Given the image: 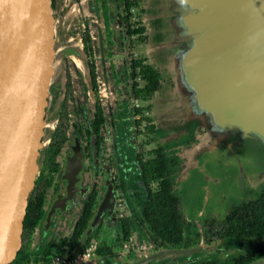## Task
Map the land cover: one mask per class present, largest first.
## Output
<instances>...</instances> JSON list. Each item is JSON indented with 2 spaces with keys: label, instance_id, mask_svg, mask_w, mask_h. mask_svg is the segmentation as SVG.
I'll list each match as a JSON object with an SVG mask.
<instances>
[{
  "label": "water",
  "instance_id": "water-1",
  "mask_svg": "<svg viewBox=\"0 0 264 264\" xmlns=\"http://www.w3.org/2000/svg\"><path fill=\"white\" fill-rule=\"evenodd\" d=\"M159 1L160 45L167 53L166 66L182 92L191 87V93L205 97V112H212L216 121L218 111L226 120L254 126L249 110L264 115V104L256 91L238 90L235 84L228 87V77L233 76L227 68L255 61L256 51L252 48H260L257 37L259 33L264 35V24L249 27L252 29L247 33L242 27L248 24L249 14L258 11L259 0ZM260 5L264 6V0ZM227 8L231 9L234 21L229 28L222 14ZM59 24L57 0H0V264H12L22 248L47 141L50 100L59 60L71 55L85 57L83 51L68 44L66 36L60 37ZM227 51L233 53L231 58L225 56ZM170 95L175 99L173 92ZM170 111L177 114L172 110V102ZM205 118H184L177 128L182 132L196 131L198 127L204 130L209 122L206 115ZM79 159L76 155L67 166L71 190ZM243 180L241 174L242 187ZM199 249L159 250L123 264H146L167 254H189Z\"/></svg>",
  "mask_w": 264,
  "mask_h": 264
},
{
  "label": "flooded vegetation",
  "instance_id": "flooded-vegetation-1",
  "mask_svg": "<svg viewBox=\"0 0 264 264\" xmlns=\"http://www.w3.org/2000/svg\"><path fill=\"white\" fill-rule=\"evenodd\" d=\"M92 1V9L95 13V18L97 19L96 22H98L96 26L97 34L96 36L91 35L88 23L84 22L85 29L82 34V48H76L83 51L85 57L83 58L78 55L75 56L81 58L89 73L92 90L96 93L98 92L99 95L96 96V98H98L95 101V109L91 117L85 116L83 123L80 125L78 121L65 124L64 128H62L61 125H58L49 137V142L42 158L44 168H42V170L40 169L41 172L37 179L38 181L41 178L39 191L43 193V216L34 231L38 226L44 224L48 217L52 218L54 211L59 213L65 212L69 204L73 205L76 209L77 223V219L82 211L84 199L93 189H96L98 197L93 209V216L90 220L91 230H88L84 237L91 236L90 240L97 239L100 245V242L104 238L107 240L112 237V241H114L117 236H120L121 231L118 230V222L120 219L129 218L134 223V229L131 234L128 235L127 238L121 240L120 246H117L114 250L112 249L111 253L105 254L107 257H104L105 259L103 258L104 263L105 261L107 262L110 260V258H115L118 260L119 264H123V261L128 262L127 259L129 256L132 257L131 253L133 252L131 250L124 251L122 249V244L130 237L136 243L153 242L155 244V247L152 250H149L145 254H141L142 258L159 250L186 249L163 246L158 247L156 246V243L147 236L142 237V234L140 235L135 217V213L138 211V206L134 199V189H136L134 187L135 185H138L139 193L141 195L143 194L144 188H142V180L138 178L141 174L139 166L140 159L152 158L155 156V149L163 148L166 155L169 157L171 164H173L177 161V152L180 147L191 142L194 133L193 131L187 130V133L183 137L176 141H171L168 137L173 130L169 128H173V126L168 128L166 125H156L154 123L153 115H149L151 107L149 105L142 106V101L153 100L154 102L155 99L163 98V94L157 97L163 86V76L153 63L148 62L147 58L142 57V53L138 50V46L147 40V37H145L146 35H144L146 26L143 25L142 22L136 21L137 19L134 18L133 15L134 9L140 8L142 12L141 0H134L136 1V5L132 6L129 11H127L125 0ZM154 1L152 0V2ZM155 6L154 7L157 8V2ZM155 8V12H152V8L150 11L153 13L152 16L154 17L157 15L155 14ZM154 19L157 20L159 26L155 29L153 42H159L162 34L160 29V18H151V20ZM142 27L144 28L143 31L131 32L133 29H140ZM86 43L91 46V54L86 53L84 50ZM134 60L153 65L161 74L160 88L148 98L143 99L141 96H137L134 92V88L142 89L146 84V81L142 78L140 73V66L136 67V75H133L132 64ZM92 64L95 66V86L92 83L90 73ZM99 73L103 77V82L100 84L97 83ZM79 83L83 96L81 106L88 112V93L84 91L83 85L80 81ZM169 83L172 84L171 79H169ZM98 105L103 109L104 122L95 132L93 131L92 125L95 120ZM159 108L160 105L158 106V109ZM150 112L152 113V111ZM151 131L154 133L156 132V135H158L159 138H163L161 144L154 147L150 153L142 154L139 151H135V147H138V144H136L138 143L137 135L141 133L142 135H149ZM56 134L58 136L63 135L64 140L62 141L59 150L54 154L48 151V147L53 136ZM128 151L130 153L133 152L134 156L132 157L131 155H128ZM61 153L64 154L62 162L61 159H59ZM76 155L80 156V167L74 174V181L72 183L73 187L71 190L68 178L66 177L67 166L69 161ZM172 169L173 190L178 196L177 190L174 186L175 169L173 167ZM105 171H110V174L107 175V172ZM86 180L90 181L88 182ZM87 182L89 183V186L87 185ZM37 185L38 184H36L34 195L36 193ZM157 186V180H152L149 183L151 189L155 190ZM106 196L107 200H105ZM52 204L55 206L53 209L50 208ZM102 205L103 207L100 213L97 214ZM235 206L237 205L232 206L226 212L224 217L230 213ZM183 217L186 227H188L190 232V241H196L195 244L188 248L200 249L189 254H167L150 260L146 264H169L174 261H180L179 264H201L206 261H215V264H217V256L220 257L223 253H230V261L235 264L232 260V255L239 250L232 245L223 242V239H220L217 235L219 228L224 222V217H209L202 221L195 220V222H192V220L184 215ZM92 221H94L93 226H91ZM103 227H106L107 229L102 231L101 229ZM52 239L55 238L53 237ZM112 241L108 242L113 243ZM263 241L264 237L262 240H257L255 246L261 247L259 245H263ZM201 243L206 244L211 247V249H207L208 247L204 248L201 246ZM262 248L264 249V247ZM211 256H213V258ZM262 258H264V253L258 258H253L248 264H255Z\"/></svg>",
  "mask_w": 264,
  "mask_h": 264
},
{
  "label": "rangeland",
  "instance_id": "rangeland-1",
  "mask_svg": "<svg viewBox=\"0 0 264 264\" xmlns=\"http://www.w3.org/2000/svg\"><path fill=\"white\" fill-rule=\"evenodd\" d=\"M217 1L222 2L223 0ZM261 1L259 0L258 11L249 14L248 24L242 27L243 32L245 31L244 33L252 29L249 27L264 24V6L260 5ZM154 2L152 0H141L142 12L140 8L134 9L133 15L137 19L136 21H140L146 26L144 35H146L147 40L145 39L146 41L142 42L141 53L142 57L153 63L163 76V86L161 92L157 95L159 97L163 94V98L155 99L154 102L153 100L142 101V106L149 105L151 107L149 110V115L151 116L157 110L163 113L164 109L166 110V108L170 107V102H172V110H175L177 114H170L169 118L171 121L177 120V122L184 121V118H201L203 120L206 119L205 115L207 116L209 121L207 126L204 121L206 128L203 130L198 127L196 131H193V140L182 145L177 152V161L172 164L175 169L174 186L179 196L180 210L192 222H195V220L202 221L209 217L222 218L232 206L256 197L264 187V115L256 110H249L251 113L250 118L255 124L252 127H248L245 122H233V119L226 120L223 116L220 117L218 111H216V121L211 116L212 112H205L208 108L205 105L208 102L205 97H201L196 92L195 94L191 93L192 88L188 85L186 87L189 88L186 89L185 93L182 92L176 78L172 77L166 66L167 53L165 48L160 45L161 41L153 42L155 29L159 25L157 20H151V18L159 17V10H161L160 1L155 0ZM156 2L157 8H155ZM92 6V0H57V7L60 12V37L63 39L66 36L69 45L82 48L84 22L88 23L91 35L96 36L98 22H96L97 19ZM154 8L156 9L155 14H157L155 17L152 16V12H155ZM151 10L152 12H150ZM222 14L224 15L225 26L228 28L233 26L232 22L234 21L231 18L233 15L231 9L223 10ZM161 28L162 22L160 19ZM240 29L238 28V30ZM243 37L250 38L249 35L246 36L245 34H243ZM257 38L261 49L252 48V50L256 51L253 54V61H255L253 64L250 62L248 65L244 63L237 64L233 69L231 66V69L227 68V72L230 71L229 73L233 76L232 79L228 77L227 86H234L235 84L238 90L245 92L256 91L260 98L258 100L264 104V101H262L264 99V35L259 33ZM62 45L65 46L63 42ZM146 50L148 52H145ZM211 55L215 56L213 53ZM223 55L224 53H221L220 57ZM225 56L231 58L233 53L227 51ZM59 61V68L54 78L48 134L44 151L55 127L61 125L64 128L65 124L75 121H78L80 125L83 123L85 116H92L95 109V101L98 98L96 96L99 95L98 92L96 93L92 90L89 73L80 57L67 56L64 61ZM211 75L213 76V74ZM169 79H171L172 84L169 83ZM79 81L82 83L84 91L88 93L89 113L81 106L83 96ZM102 82L103 77L99 73L97 83L100 84ZM170 92L174 93L175 99L171 97ZM159 105L160 108L158 109ZM177 126H173L175 130L168 137L171 141H176L187 133V130L182 132ZM137 136L138 143L136 144H138V147H135V151H139L142 154L150 153L154 147L159 146L163 141V138H159L156 132L154 133L153 131L149 135H142L141 133ZM128 155L133 157L134 153L128 151ZM63 157L64 154L61 153L59 156L61 162ZM41 164L42 170L44 162ZM105 172H107V175L110 174V171ZM241 174L244 178L243 187L240 183ZM86 181L89 182L90 180ZM88 182L87 185L89 186ZM54 207L53 204L50 206L52 209ZM76 228V209L69 204L65 212L54 211L52 218L48 217L44 224L37 227V232L30 237L26 244V251L39 252L38 244L41 240L48 241L53 237L58 239L62 236H72ZM105 229L107 228L103 227L101 230L105 231ZM201 246L211 249L204 243H201ZM259 246L264 247V244ZM131 256L132 260L142 258L141 253L138 252L131 253ZM211 257L213 258V256ZM217 258V264H233L230 261V253H223ZM179 262L174 261L169 264H179ZM105 264L109 263L106 262ZM255 264H264V258Z\"/></svg>",
  "mask_w": 264,
  "mask_h": 264
},
{
  "label": "trees",
  "instance_id": "trees-1",
  "mask_svg": "<svg viewBox=\"0 0 264 264\" xmlns=\"http://www.w3.org/2000/svg\"><path fill=\"white\" fill-rule=\"evenodd\" d=\"M125 1L127 11L136 5V1L134 0ZM141 30L143 31L144 28L133 29L131 32L134 33ZM84 50L88 54L92 52L91 46L87 43ZM137 66L141 67L140 73L146 84L142 89L134 88V92L143 99L148 98L160 88L161 74L153 65L134 60L132 64L134 76L136 75L135 69ZM94 68L95 66L92 64L90 73L92 83L95 86L96 75ZM103 122V109L98 105L92 125L93 131L96 132ZM63 140V135H54L48 151L55 154L59 150ZM154 153V157L140 159L139 161L141 174L138 178L142 180V188L144 190L141 195L138 185L134 187L136 188L134 189V199L138 206V211L135 213L138 230L140 231V235L142 234V237L147 236L158 247H191L196 241H190V232L188 227H186L179 207V198L173 190L172 164L163 148L155 149ZM152 180L158 181V186L155 190L149 187V183ZM39 183H41V178L37 181L38 185L31 206V212L25 223L24 244H22L21 251L12 264H41L51 251L54 250L58 253L73 252L79 246L88 243L91 238V236H84L88 230H91L90 220L93 216V209L98 197L96 189H93L84 199L81 214L77 219V228L72 236H64L58 240H48L40 246L41 251L34 254V256H30L27 253L26 244L43 216V193L39 191ZM223 221L217 235L220 239H223V242L239 250L232 255V260L235 264H248L253 258L260 257L264 249L255 245L257 240H262L264 237V187L256 197L233 207L230 213L223 218ZM133 229L134 223L131 219H120L118 222V230L121 231L120 236H117L113 243L108 242L104 238L98 247V255L111 253L112 248L120 246L121 240L127 238ZM201 264H215V261H206Z\"/></svg>",
  "mask_w": 264,
  "mask_h": 264
},
{
  "label": "built area",
  "instance_id": "built-area-1",
  "mask_svg": "<svg viewBox=\"0 0 264 264\" xmlns=\"http://www.w3.org/2000/svg\"><path fill=\"white\" fill-rule=\"evenodd\" d=\"M153 242H134L130 237L125 243L122 244L124 251H133L141 254L147 253L155 246ZM99 242L97 239H91L88 243L79 246L73 252L58 253L51 251L46 259L41 264H87L98 256ZM33 264V263H32Z\"/></svg>",
  "mask_w": 264,
  "mask_h": 264
},
{
  "label": "crops",
  "instance_id": "crops-1",
  "mask_svg": "<svg viewBox=\"0 0 264 264\" xmlns=\"http://www.w3.org/2000/svg\"><path fill=\"white\" fill-rule=\"evenodd\" d=\"M160 18V17H159ZM161 41V40H160ZM138 50L140 51V52H142V44H140L139 46H138ZM147 51V50H146ZM170 114H172V115H174L171 111H170V107H168V108H166V110L164 109V112L162 113L161 111H159V110H157V112H154V113H152V115L154 116L153 118H154V123L156 124V125H158V124H160V125H166V127H172V126H174V125H178L179 124V122H177V120H170ZM173 123H175V124H173ZM169 129H172V130H175V129H173V128H169ZM37 232V230H35L34 232H33V234L31 235V237L35 234ZM102 234H104V233H102ZM105 235H106V233H105ZM108 241H112L113 240V238L111 237V238H108L107 239ZM47 241H40L39 242V244H38V248H39V252L41 251V248H40V246H42V244L43 243H46ZM113 242V241H112ZM34 245V244H33ZM115 247V246H114ZM114 247L112 248L113 250H114ZM116 248V247H115ZM39 252H36V251H33V252H27V253H29L30 254V256H34V254H36V253H39ZM106 258L107 257V255H105V254H103V255H98L96 258H94L92 261H91V263L90 264H105L106 263V261H105V263H104V261H103V258ZM109 257V256H108ZM104 258V259H105ZM133 258H130V256H129V258L127 259V261L128 262H134V261H136V260H132ZM107 263H109V264H117L118 263V260H116L115 258H110V260H108L107 261Z\"/></svg>",
  "mask_w": 264,
  "mask_h": 264
},
{
  "label": "bare ground",
  "instance_id": "bare-ground-1",
  "mask_svg": "<svg viewBox=\"0 0 264 264\" xmlns=\"http://www.w3.org/2000/svg\"><path fill=\"white\" fill-rule=\"evenodd\" d=\"M57 63H58V61H57Z\"/></svg>",
  "mask_w": 264,
  "mask_h": 264
}]
</instances>
